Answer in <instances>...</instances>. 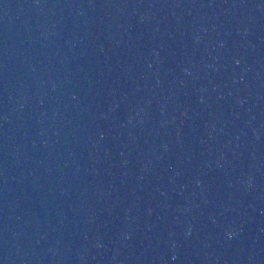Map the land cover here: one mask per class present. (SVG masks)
<instances>
[{
	"label": "water",
	"instance_id": "water-1",
	"mask_svg": "<svg viewBox=\"0 0 264 264\" xmlns=\"http://www.w3.org/2000/svg\"><path fill=\"white\" fill-rule=\"evenodd\" d=\"M0 264H264V0H0Z\"/></svg>",
	"mask_w": 264,
	"mask_h": 264
}]
</instances>
